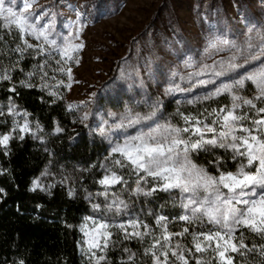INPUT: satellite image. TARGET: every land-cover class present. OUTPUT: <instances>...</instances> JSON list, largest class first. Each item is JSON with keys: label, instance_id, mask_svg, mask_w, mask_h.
<instances>
[{"label": "trees", "instance_id": "obj_1", "mask_svg": "<svg viewBox=\"0 0 264 264\" xmlns=\"http://www.w3.org/2000/svg\"><path fill=\"white\" fill-rule=\"evenodd\" d=\"M172 1L163 0L161 12L167 10ZM220 9L224 11V8ZM5 24L6 21L0 18V72L8 69L12 79L0 81V112L3 113L0 115V135L9 133L16 123L22 125L25 120L29 122L32 133L24 134L25 138L20 140L18 137L21 133L17 129L8 147H0V189L4 190L0 192V264H20L21 261L23 264H93L83 256L80 249V223L85 214H97L110 225L108 231L112 236L108 247L103 252L99 249L97 252L98 257H105L100 264H153V254L146 251L147 249H152L157 256L164 259L161 253L168 250V245L175 249L177 244L183 246L189 264H196L197 259L203 260L205 264H219L218 257L211 248L205 252H195L192 239L193 233L207 231L213 226L207 222L203 225L199 222L189 224L179 219L185 214V210L181 207L182 196L178 189L169 192L157 190L151 196L136 194L134 189L138 176L132 166L123 161L119 154L109 156V141L100 135L99 130H94L85 121L82 122V116L87 112L85 105L74 103L70 99L69 88L65 85L71 81L67 80L64 73L52 71L57 67L55 59H59V55L54 52L53 59L47 55H37L31 48L23 53L16 52L17 45L21 48L26 46L15 26L5 27ZM253 25L264 27V18L256 19L248 27ZM248 27L232 35L231 40L242 43ZM174 30L179 34L178 28ZM147 35L146 30L142 29L131 40V48L116 59L110 76L96 90L97 101L102 105L105 118L110 123L114 122L110 117L111 113L118 117L128 107L142 109L146 103L152 104L159 100L162 108L153 120L154 123L171 120L173 124L182 127L184 122L177 114L178 108L185 115H198L205 109L210 112L214 108L230 105L231 97L227 93L210 100H199L195 103L188 101L207 95L220 84L231 82L258 68L264 61L262 57L261 60L253 61L225 76L213 77L208 72L189 81L187 74L195 68L186 67V62L194 63L196 67L216 62V70H220L218 62L222 57H229L230 52L219 50L223 46L218 43L217 49L211 46L206 48L197 59L185 61L174 71L167 68L163 55L152 54L141 46V38ZM25 38L29 43H40L34 37ZM44 60L48 64L41 70L39 66ZM238 62L243 61L241 59ZM74 65L70 62V66ZM29 72L34 75L29 77ZM43 72L48 75L41 80ZM182 76L184 79H181ZM197 79H214L215 83L198 85ZM60 80H64L65 84H58ZM20 81L36 86L25 87ZM43 83L48 87L41 88L39 85ZM172 84L191 90L166 95L165 89ZM12 87H15V92L10 91ZM236 91L237 94L250 98L255 94V87L252 82L246 81L244 88ZM50 92H57L58 96L50 95ZM156 94H159V98L155 97ZM256 104L257 107L264 106L260 101H256ZM13 105L18 115L9 112ZM68 105L76 107L69 109ZM243 110H248V106ZM24 113L28 115L25 116ZM249 115H253V112L249 111ZM57 127L63 131L56 132ZM208 135L211 137L212 134ZM231 156V151L215 148L211 152L193 153L192 160L207 168L210 173L217 174L214 167L217 157L222 158V171L236 170L241 161L239 158L233 160ZM116 159H121L126 166L116 165ZM112 172L123 177V180L108 186L98 183ZM37 180L41 187L33 191V182ZM153 186L151 177L146 184L141 181V187L146 191ZM70 191L74 195L70 196ZM115 199L124 200L128 208H122L119 213L115 208L108 211L106 205ZM94 202L100 205L99 211L93 209ZM159 216H164L167 220L157 224ZM130 220H139L141 225L139 229L128 226V233L139 230L147 235L142 239L135 236L125 238L124 230L115 225L124 223L127 226ZM163 224H167L169 233L181 232L185 227L188 228V233L184 236L174 235L166 243L163 240ZM144 225L148 227L145 228ZM241 233L249 248L255 244L259 249L264 244V239L259 234L241 228L236 236L239 237ZM158 239L160 245L153 249V244ZM189 248L193 250L191 253L186 251ZM241 252L244 254L241 255ZM241 252L231 253L233 264H264V257L258 250L245 252L241 249ZM130 255L133 257L131 260ZM168 259L169 264H180L171 256V251Z\"/></svg>", "mask_w": 264, "mask_h": 264}, {"label": "snow or ice", "instance_id": "obj_2", "mask_svg": "<svg viewBox=\"0 0 264 264\" xmlns=\"http://www.w3.org/2000/svg\"><path fill=\"white\" fill-rule=\"evenodd\" d=\"M34 2L35 0H23L22 8L15 11V0H0V18L6 21L5 27L15 26L20 33L22 43L26 46L21 48L17 45L15 51L23 53L31 48L36 51L37 55H47L53 59H55L53 53H57L60 58L55 59L57 67L52 71L64 73L67 80L72 81L74 77L70 62L77 66L81 62L80 52L85 48V44L80 40V35L86 25L77 22L73 25L74 31L68 36H62L60 33L53 36L54 18L48 23L40 24V20L47 14L34 16L30 11ZM245 4L248 5V10H252V0H236L233 7L237 8L239 13H243ZM25 36L34 37L40 43H29ZM218 43L223 46L219 50L230 52L229 57H222L221 61L218 62L220 70H216V62L212 65L201 64L199 67H196L194 63L186 62V67L195 68L194 71L187 74L189 81L208 72H211L213 77L225 76L253 61L261 60L264 57V27H256L255 25L248 27L242 43L228 39L219 40ZM218 43L213 42L211 47L217 49ZM241 59L243 62H238ZM47 64L48 61L44 60L39 66L40 69L43 70ZM8 72V69L0 72V81L12 79ZM27 75L31 77L34 73L29 72ZM47 75V72H43L41 80H44ZM181 79L184 77L182 76ZM246 81L252 82L255 87V94L250 98L241 96L236 91L243 89ZM20 83L25 87L36 86L27 81H20ZM57 83L64 85L65 81L60 80ZM214 83V79L196 80L198 85ZM39 86L41 88L48 87L46 83ZM65 86L70 89L71 83ZM190 90V88H182L179 84H172L165 89V94L171 95ZM10 91L15 92V87H12ZM225 93L230 95L231 104L219 109L214 108L210 112L205 109L198 115H185L178 108L177 114L184 122L182 127L173 124L171 120L164 123L157 122L147 131L141 128L135 135L126 136L122 141H112L114 130H126L144 121L154 120L162 108V102L156 100L147 105L150 110L146 113L135 111L131 107L126 108L125 112L118 117L117 114L111 113L110 117L114 122L104 121V126L99 128V133L112 144L109 156L119 154V157L130 164L136 172L138 176L134 189L136 194L151 196L157 190L169 192L178 189L182 196L181 207L185 210V214L181 215L179 219L189 224L199 222L203 225L207 222L213 226L207 231L192 234L195 252H205L211 248L218 257L219 264H233V258L226 256V253H238L241 252V249H244L245 252L258 250L260 255L264 257V244L260 245L259 249L255 244L249 248L244 243L243 233L239 237L236 236L239 229L246 228L264 239V115H262L264 114V106L257 107L256 104V101L264 103V61L260 63L258 68L240 75L239 78L233 79L231 82L222 83L207 95L189 100L188 103L210 100ZM49 94L58 96L57 92H50ZM92 96L94 97L95 94ZM81 103L87 104L88 102ZM245 106H248V110H243ZM73 107L76 105H68L69 109ZM237 110L242 111L238 112ZM249 111H252L253 115L250 116ZM9 112L19 114L15 112L14 105L9 109ZM0 115L3 113L0 112ZM24 115L27 116L28 113H24ZM88 117L89 113L85 112L82 116V122L86 121ZM209 117L212 119L209 120ZM37 126L39 127V125ZM17 129L21 133L18 137L20 140L25 138L24 134L32 133L27 120L22 125L16 123L9 133L0 135V147H8L13 138V133ZM55 131L61 132L63 129L57 127ZM209 133L212 134L211 137H209ZM215 148L231 151L233 160L240 159L241 162L238 163L235 171H222L220 169L222 158L220 157H217L214 162L217 174L210 173L207 168L193 162V153L211 152ZM121 159H116L114 163L120 167H125L126 164L122 163ZM141 172L144 175H139ZM149 177L152 178L154 186L146 191L145 188L141 187V181L146 184ZM122 180L123 177L112 172L111 175H105L98 183L108 186L120 183ZM38 187H41L39 181H34L32 190L35 191ZM3 191L0 189V192ZM69 195H74V192L70 191ZM103 195L106 196L107 193H103ZM92 207L97 211L100 210L99 204H93ZM113 208L119 213L122 208L127 209L128 205L124 200L115 199L106 205L108 211H112ZM86 220L93 222L91 231L86 230V226H82L80 229L87 237L85 240L86 251L90 253V259H95V264H100V261L104 260L105 257H96V252L93 249H99L103 252L108 247L112 236V233L108 231L110 225L103 221H95L93 217H87ZM166 220V217L159 216L156 223L162 224ZM140 225L139 220H130L127 226L124 223L115 226L124 230L125 238L135 236L142 239L144 235H147L146 232L142 233L139 230L132 233L127 232L128 226L139 229ZM144 227L147 228L148 226L144 225ZM163 227V240L166 243L170 242L174 235L184 236L188 233L187 227L178 233H169L167 224H163ZM156 245H160L159 239L153 244V249ZM161 247H165V245H161ZM81 251H85V249H81ZM125 251L129 250L125 249ZM146 251L152 252L154 264H169V251H171V256L175 258V261H179L180 264H189L184 255L185 250L179 244L176 245L175 249L168 245V250L161 253L164 257L163 260L152 249ZM186 251L191 253L193 250L189 248ZM243 254L241 252V255ZM132 258L130 255L129 260ZM20 264H23V261ZM196 264H205V262L197 259Z\"/></svg>", "mask_w": 264, "mask_h": 264}, {"label": "rangeland", "instance_id": "obj_3", "mask_svg": "<svg viewBox=\"0 0 264 264\" xmlns=\"http://www.w3.org/2000/svg\"><path fill=\"white\" fill-rule=\"evenodd\" d=\"M235 2L236 0H173L166 7L167 10L161 12L163 0H35L30 11L34 16L47 14L40 20V24L48 23L54 18L53 36L56 33L68 36L74 31L73 25L77 22L86 25L80 35V40L85 44L80 52L81 62L78 66H71L74 78L70 82L69 97L74 103L88 102L81 103L89 113L85 123L94 130H99L107 120L102 105L97 101L96 90L110 76L116 59L128 52L132 46L131 40L142 29L148 35L141 38V46L152 54L163 55L167 68L176 71L185 61L197 59L213 42L231 40V36L242 28L252 25L256 19L264 18V0H252V10H248V5L245 4L243 13L233 7ZM159 4L161 5L157 9ZM22 6L23 0H15V11H19ZM175 28H178L180 35ZM155 97L159 98V94ZM147 105L150 104L146 103L142 109H133L146 113L150 110ZM155 124L153 120L144 121L126 130H114L112 141H122L126 136L135 135L141 128L147 131ZM87 217L106 222L97 214H85L80 229L86 226V230H92L93 222L86 220ZM81 233L80 249H85L81 252L95 264V259H90V253L86 251L87 237L84 232ZM93 251L98 257V249ZM226 256L232 257L231 253H226Z\"/></svg>", "mask_w": 264, "mask_h": 264}]
</instances>
